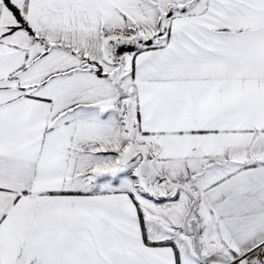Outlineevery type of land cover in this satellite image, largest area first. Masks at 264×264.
I'll return each instance as SVG.
<instances>
[{
  "label": "snow or ice",
  "instance_id": "1",
  "mask_svg": "<svg viewBox=\"0 0 264 264\" xmlns=\"http://www.w3.org/2000/svg\"><path fill=\"white\" fill-rule=\"evenodd\" d=\"M0 264H264V0H0Z\"/></svg>",
  "mask_w": 264,
  "mask_h": 264
}]
</instances>
